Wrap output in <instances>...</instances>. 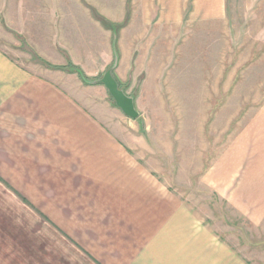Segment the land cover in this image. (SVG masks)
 Instances as JSON below:
<instances>
[{
  "label": "crops",
  "instance_id": "crops-1",
  "mask_svg": "<svg viewBox=\"0 0 264 264\" xmlns=\"http://www.w3.org/2000/svg\"><path fill=\"white\" fill-rule=\"evenodd\" d=\"M225 1L193 0L189 9L186 0L133 1L130 40L122 24L116 34L115 72L137 110L143 94H161L159 87L148 93L154 80L202 82L198 63L202 49L214 38L206 32L218 28L221 37H229ZM22 7L18 15L25 25L20 21L18 30L33 32L40 53L54 62L62 61L65 49L74 63L87 72L94 66V72L110 58L113 32L96 21L88 7H62L57 0ZM188 10L192 27H185ZM157 35L166 43L161 41L157 46L163 50L154 51ZM176 57L193 63L194 69L172 71ZM183 86L187 95L189 84ZM134 139L117 122L96 116L58 82L28 70L0 48V176L24 193L68 240L85 247L90 264H228L219 262V251L228 250L224 245L205 256L202 238L171 232L170 204L159 199L162 187L132 151ZM201 181L251 223L264 222V98ZM35 241L37 254H43L49 243L39 242L36 233ZM68 257L66 264L72 261Z\"/></svg>",
  "mask_w": 264,
  "mask_h": 264
},
{
  "label": "rangeland",
  "instance_id": "rangeland-1",
  "mask_svg": "<svg viewBox=\"0 0 264 264\" xmlns=\"http://www.w3.org/2000/svg\"><path fill=\"white\" fill-rule=\"evenodd\" d=\"M49 1L0 0V48L28 70L58 82L96 116L111 119L123 132L136 136L132 151L139 155L142 165L164 191L159 199L170 204L171 232L191 233L188 236L197 240L202 238L205 256L216 254L218 247L224 245L228 250L219 251L220 263L264 264V222L251 223L201 181L202 173L264 98V0L262 6L261 0H226L224 21L225 28L228 26L230 30L229 37H221L218 28L206 32L210 40L214 38L208 48L202 49L204 54L198 63L202 82L168 78L152 81L148 93L159 87L162 98L143 94L140 108L136 109L137 122H130L118 110L102 83H87L74 70L78 67L87 79H96L116 56L113 68L116 77V34L121 26L126 27L129 32L124 33L128 34L125 38L130 40V11L134 0H57L62 7H88L92 17L113 32L112 51L111 47L107 51L110 58L101 70L94 72V66L87 72L81 64L74 63L65 49L62 61L54 62L40 53L31 38L33 32L26 34L18 30L19 25H25L18 15L20 5L35 7ZM186 4L189 9L194 2L186 0ZM190 16L193 14L189 11L185 27L194 25ZM25 17L26 21L30 18ZM154 41L157 43L153 50H163L157 44L161 45V41L165 44L166 40L157 35ZM185 66L194 69L193 63L176 57L171 70L184 72ZM183 83L189 84L187 95L183 93V88L186 89ZM35 233L39 242L49 243L41 255L34 246ZM71 241L24 193L0 176V264H66L68 256L72 258L70 264L92 263L87 249L78 241Z\"/></svg>",
  "mask_w": 264,
  "mask_h": 264
},
{
  "label": "water",
  "instance_id": "water-1",
  "mask_svg": "<svg viewBox=\"0 0 264 264\" xmlns=\"http://www.w3.org/2000/svg\"><path fill=\"white\" fill-rule=\"evenodd\" d=\"M117 57L115 56L113 63L102 73L99 78L87 79L80 75L84 81L90 84L102 83L107 89L108 94L113 100V104L117 106L125 115L131 118H135L138 115V111L135 108L133 95H128L123 87L120 86L119 81L113 74V68L116 65Z\"/></svg>",
  "mask_w": 264,
  "mask_h": 264
},
{
  "label": "trees",
  "instance_id": "trees-1",
  "mask_svg": "<svg viewBox=\"0 0 264 264\" xmlns=\"http://www.w3.org/2000/svg\"><path fill=\"white\" fill-rule=\"evenodd\" d=\"M73 67H74V65H72ZM74 70L76 71V72H78V74L80 75V72L82 73V71H81V69H79L78 67H74ZM82 75H83V73H82ZM84 77H86L85 75H83ZM120 84V83H119Z\"/></svg>",
  "mask_w": 264,
  "mask_h": 264
}]
</instances>
